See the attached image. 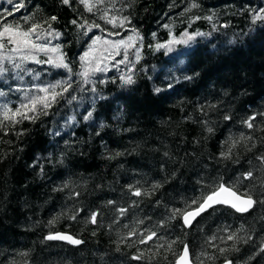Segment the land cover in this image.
<instances>
[{"label":"trees","instance_id":"trees-1","mask_svg":"<svg viewBox=\"0 0 264 264\" xmlns=\"http://www.w3.org/2000/svg\"><path fill=\"white\" fill-rule=\"evenodd\" d=\"M262 9L0 0V31L40 25L30 39L55 49L13 52L6 37L0 49V264H178L185 246L194 264H264ZM220 184L249 194L253 210L216 207L186 228L183 214ZM57 234L82 243L47 239Z\"/></svg>","mask_w":264,"mask_h":264},{"label":"snow or ice","instance_id":"snow-or-ice-1","mask_svg":"<svg viewBox=\"0 0 264 264\" xmlns=\"http://www.w3.org/2000/svg\"><path fill=\"white\" fill-rule=\"evenodd\" d=\"M7 2L9 4L13 3V0H7ZM71 2V0H62V3L65 5H69ZM79 2L81 4H87L88 0H79ZM102 2V0H101ZM87 10L90 12L92 11V7L89 6L87 8ZM261 11H264V9H262ZM9 15H11V13H8ZM261 17L258 15L257 17H255L254 19H260ZM56 17L53 16L51 17V20H55ZM208 19H211V17H209ZM71 23L73 24H77L78 22L76 20H73ZM109 23H113L114 21H109ZM81 27H83V24L80 25ZM115 26V24H114ZM40 27V25H35V26H30L29 28H27L26 30H22L20 29L19 25H10V24H5L3 26L2 31H0V49H3L5 47V43L3 42L5 37L7 40L8 44L13 45L14 47L10 49V51L13 52H22L27 50L28 48L31 49H36V50H40V51H48V50H52L54 51L55 49H47L45 45H41V44H36L32 39H30V37L35 34L36 32V28ZM97 27H99L97 25ZM199 34V33H198ZM37 39H39V36H36ZM96 40H99V37L95 38ZM129 40H131V37L128 38ZM188 39H192L191 36L188 37ZM180 42V41H177ZM184 43H187V40L183 41ZM107 43V41H106ZM125 43L124 40L119 41V44L123 45ZM157 47H161V45H158ZM89 54L86 52L84 54L83 57H81V59H85ZM5 59V57L0 56V60ZM7 59H9L12 63L13 66L15 68H20V64L16 63L14 59H12L11 57H7ZM22 59H27V57H22ZM124 59H127V56L125 54ZM40 61H37V63H39ZM46 63H53V61L51 59H49L48 61H45ZM122 61H120V63H122ZM56 67H64L66 69L69 68L68 63H65L63 58L61 57L59 59V62L55 64ZM99 70V69H97ZM5 71H7L6 68L3 67V65H0V74L4 73ZM70 71V69H69ZM82 75L84 77L88 76L87 71H85L84 73H82ZM123 82L125 84H132L134 83L133 79L131 78V76L127 77V78H122ZM68 87H71V85L69 84ZM41 91H43L44 93H48L49 89L48 88H43L41 89ZM64 91H67V88L64 89ZM157 92L160 91V89H156ZM0 95H2V93H0ZM59 95V93H54L51 96V100L49 101L47 99V97H40L38 99H33L31 101L32 104V108L30 109L32 112L36 111V105L37 103H40L42 105L43 108H47L50 106L51 102H54L56 99V96ZM22 107H27L26 105H22ZM16 114H20L19 112H17ZM92 115L91 112L88 113V117H90ZM88 117H85V119H87ZM25 119H29L32 118L34 119L35 117H29L27 115H24ZM225 119H230V117H225ZM255 117H251L248 121H246L247 126L249 128L253 127L252 124V120H254ZM209 131H211V129H209ZM261 160H264V156L260 157ZM252 177V173L248 172L246 173V178H251ZM130 189L132 188V186H129ZM133 195L135 196H140L142 193L140 191V189H135L132 192ZM76 195H79L78 193ZM109 203H112V201H109ZM193 204H196L197 201H193ZM255 203L254 200L251 199V196L247 193H238L237 190H234L233 187H227L224 184H220L217 186V188L214 191H211L204 199L201 203H199L198 207L196 209H194L193 211L190 212H186L183 214V221L185 225L190 226L191 224V220L194 219L196 216L200 215V213H202L203 211H205L207 208L212 207L213 205H218V204H228L231 207L235 208L237 211L239 212H245L248 210V208H250L253 204ZM121 212V214L126 211V209H120L119 210ZM179 211V210H177ZM97 213H93L91 216V220L93 223L96 222V218H97ZM74 218V217H73ZM155 235V233L150 234L149 239H151V237ZM47 239L51 240V239H64V240H68L69 242L73 243V244H79L82 243V241L80 240H76L73 239L71 236H65V235H49L47 237ZM229 239H232L231 236H229ZM188 255V251H187V246H185V250H184V257H186ZM183 259V257H182ZM226 264H231V261H226Z\"/></svg>","mask_w":264,"mask_h":264},{"label":"water","instance_id":"water-1","mask_svg":"<svg viewBox=\"0 0 264 264\" xmlns=\"http://www.w3.org/2000/svg\"><path fill=\"white\" fill-rule=\"evenodd\" d=\"M254 204H255V203H254ZM254 204H253L250 208H248V210L245 211V212H239V211H237L235 208L231 207V206L228 205V204H218V205H213L212 207L207 208L205 211H203L202 213H200V215H198V216H196L194 219H192V220H191V224H190V226L185 225V224H184V226H185L186 228H191V227L194 225V223H195V222H196L201 216H203V215L206 214L208 211H210V210H212L213 208H216V207H221V206H222V207L229 208V209L233 210V211L236 212L237 214L246 215V214L250 213V212L253 210V208H254ZM183 223H184V221H183ZM59 235L70 236V235H67V234H59ZM71 237H72V236H71ZM72 238H73V237H72ZM73 239H74V238H73ZM52 240H54V241H56V242L66 243V244H73V243L69 242L68 240H64V239H52ZM75 245H77V244H75ZM184 250H185V248H184ZM184 250H183V252H182V254H181V257H180L179 260H178V264H194V263L192 262V258H191V255H190V252H189L188 247H187L188 255H187L186 257H184ZM182 257H183V259H182ZM225 264H226V263H225Z\"/></svg>","mask_w":264,"mask_h":264}]
</instances>
